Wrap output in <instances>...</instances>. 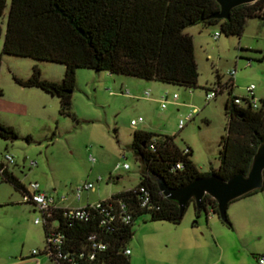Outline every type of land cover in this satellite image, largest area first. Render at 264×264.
<instances>
[{
    "label": "rangeland",
    "instance_id": "obj_1",
    "mask_svg": "<svg viewBox=\"0 0 264 264\" xmlns=\"http://www.w3.org/2000/svg\"><path fill=\"white\" fill-rule=\"evenodd\" d=\"M9 5L10 0H6L0 17V122L12 126L17 137L0 136V159L2 153H10L15 159L10 169L23 184L37 181L56 198L65 196L78 204L94 202L136 186L142 163L131 148L135 129L173 136L179 148L191 147L190 157L200 171L217 169L219 140L226 134L228 122L224 104L229 92L223 88L208 100L206 91L217 86L218 76L221 83L232 77V94L247 95L246 87L254 84L255 96L264 98V20L248 17L240 36L226 35L219 22L185 28L194 44L198 70L195 87L129 76L149 82L133 89L121 86L119 74L77 67L71 113L62 114L57 96L15 80L26 79L37 66L42 78L59 82L64 64L2 53ZM215 32L220 33L217 38ZM144 89L150 90V96L143 95ZM166 93H177V102L162 106L160 98ZM189 114L190 118L185 119ZM138 117L142 120L132 126L131 120ZM180 120H184L182 127L178 125ZM124 163L129 167L124 168ZM98 176L102 180L95 182ZM86 181L95 182L96 188L83 191L80 201L75 200L73 188ZM257 193L260 200L252 215L253 224L244 229L238 217L234 223L231 209L237 200H247L248 195L228 204L231 226L215 213L201 211L197 216L193 202L187 204L178 223L152 220L149 213L139 215L133 235L125 243L131 251L129 264H183L189 254L180 249L178 242L204 237L213 242L215 237L221 240L242 235L253 253L264 252V186ZM33 209V204L21 201V191L0 176V264L26 259L33 250L37 251L33 255L37 264H53L45 252L43 222H34L42 217L41 212ZM248 256L243 255V264L249 261Z\"/></svg>",
    "mask_w": 264,
    "mask_h": 264
},
{
    "label": "trees",
    "instance_id": "obj_2",
    "mask_svg": "<svg viewBox=\"0 0 264 264\" xmlns=\"http://www.w3.org/2000/svg\"><path fill=\"white\" fill-rule=\"evenodd\" d=\"M5 6L6 0H0V17ZM218 10L217 0H10L1 51L64 64L59 82L42 78L37 66H33L26 79L15 77V80L57 96L60 113L68 115L77 67L195 87L197 62L193 39L185 32L186 27L219 22L223 33L240 36L248 17L264 20V0L237 5L226 19L212 16ZM217 85L220 92L223 88L229 92L224 104L228 122L226 134L219 140L218 168L202 172L190 157L189 145L181 149L173 136L135 129L131 148L142 163L140 181L133 188L111 194L112 198H121L130 204L132 222L105 230L97 218L85 222L71 220L58 210L54 218L65 233L69 248L81 247L89 234L98 232L108 242L103 264H129L123 249L133 235L135 219L149 213L152 220L178 223L187 206L180 212L177 202L159 189L157 178H162L170 187H177L200 175L216 173L228 178L248 171L257 146L264 141V98H259V105L254 107L244 95L232 94V78L221 83L218 76ZM238 97L242 104L235 102ZM0 136L14 139L17 132L0 122ZM176 163L182 166L176 167ZM1 178L20 191L25 189V184L12 171H6ZM142 185L149 188L156 206L149 212L139 206ZM194 208L197 216L210 209L219 217L216 201L208 194ZM222 221L232 224L228 215ZM43 226L46 233V225Z\"/></svg>",
    "mask_w": 264,
    "mask_h": 264
},
{
    "label": "built area",
    "instance_id": "obj_3",
    "mask_svg": "<svg viewBox=\"0 0 264 264\" xmlns=\"http://www.w3.org/2000/svg\"><path fill=\"white\" fill-rule=\"evenodd\" d=\"M220 35L219 32L214 33V37L217 38ZM263 57V56H262ZM248 64L250 61L248 60ZM235 70L230 71V75L234 74ZM232 78V77H230ZM229 78V79H230ZM254 84H250L246 87L248 92L244 95L248 98L252 106L256 107L259 105V98L254 94ZM123 93L128 94V90H121ZM220 92V86L214 88H209L206 91L207 99L215 98ZM143 95L150 96V90L145 89ZM177 93H173L169 96L168 93L161 96L162 106H165L166 102L172 101L177 102ZM235 102L242 104V99L240 97L235 98ZM195 108L192 110V113ZM189 114L185 119L190 118ZM142 118L138 117L131 120V125L135 126ZM179 127L184 125V120L179 121ZM2 159H0V176H4L6 171H11L10 166L14 164V157L8 153L4 152L1 154ZM92 161L94 160L91 157ZM120 165L117 164L116 168ZM124 168H128V163L122 165ZM181 163H176V167H181ZM102 180L101 176L96 178L95 182ZM92 181H86L82 184H78L73 188V193L75 198H80L81 193L85 190L96 188V183ZM141 196L139 198V206L149 212L156 208L153 200L152 194L148 187L144 185L139 187ZM66 197L62 196L56 198L51 193L44 191L37 181H31L25 185V189L21 191V201L28 202L38 208L41 212L42 217L35 218L34 222H43L46 225L45 241L46 247L45 252L53 262V264H103L105 258V251L108 247V242L103 239L98 232H92L87 237V242L79 248H69L67 243V237L62 229L59 227V222L54 218V214L58 210H62V215L65 218L71 220L79 221H89L91 219L97 218L98 224L105 230H111L117 227L119 224H130L133 220V211L130 208V204L121 198H112L111 195L107 198L100 199L94 202H88L84 205L76 206L65 203ZM130 249L125 247L123 253L125 255L130 254ZM37 251L33 250L32 254H36ZM255 264H264V252L258 253L255 256Z\"/></svg>",
    "mask_w": 264,
    "mask_h": 264
},
{
    "label": "water",
    "instance_id": "obj_4",
    "mask_svg": "<svg viewBox=\"0 0 264 264\" xmlns=\"http://www.w3.org/2000/svg\"><path fill=\"white\" fill-rule=\"evenodd\" d=\"M256 0H217L219 10L212 16L228 18L233 7ZM159 189L169 199L174 200L182 212L189 201L199 207L202 198L208 194L215 199L218 215L227 219L228 204L241 196L264 186V141L257 146L247 172H237L228 178L216 173L200 175L177 187H170L162 178H157ZM12 264H37L35 257L20 259Z\"/></svg>",
    "mask_w": 264,
    "mask_h": 264
},
{
    "label": "crops",
    "instance_id": "obj_5",
    "mask_svg": "<svg viewBox=\"0 0 264 264\" xmlns=\"http://www.w3.org/2000/svg\"><path fill=\"white\" fill-rule=\"evenodd\" d=\"M185 32L192 36L190 32L186 30ZM120 77L121 78L119 79V82L121 83V86L125 85L133 89H137L139 86H145L149 84V82L132 80V78H129V76L125 75H121ZM248 196L249 198H247V200H237L238 202L234 204L233 208L231 209V218L235 223L234 219L235 217H238L242 229H244L245 226L248 227L253 224L252 215L255 211V208L258 207L260 200L257 192ZM80 199L81 198H75V200L78 201H80ZM65 203L80 206L88 202L78 204L74 203L73 201L66 200ZM35 209L36 208L34 207L33 210ZM207 213L212 215L213 212L209 209ZM213 218L214 216H212L210 219L212 220ZM178 243L180 249L184 250L190 256H188V259L184 261L183 264H243L242 257L245 254H249V261H246L245 264H255V256L258 254L253 253L246 241L244 242L242 235H240L238 238L231 236L228 238H222L221 240L215 237L213 242L210 239L204 237L194 240H180ZM31 257L33 258L34 256L31 255L28 258Z\"/></svg>",
    "mask_w": 264,
    "mask_h": 264
}]
</instances>
